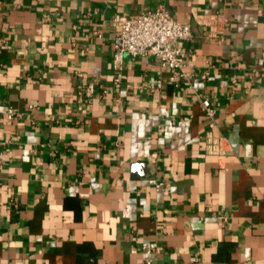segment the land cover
<instances>
[{"label": "crops", "instance_id": "1", "mask_svg": "<svg viewBox=\"0 0 264 264\" xmlns=\"http://www.w3.org/2000/svg\"><path fill=\"white\" fill-rule=\"evenodd\" d=\"M161 5L186 77L116 82L113 17ZM0 158V264H264V0H0Z\"/></svg>", "mask_w": 264, "mask_h": 264}, {"label": "built area", "instance_id": "2", "mask_svg": "<svg viewBox=\"0 0 264 264\" xmlns=\"http://www.w3.org/2000/svg\"><path fill=\"white\" fill-rule=\"evenodd\" d=\"M112 21L116 26L113 43L116 82H120L123 77L121 69L125 53L132 57H154L169 73V79L175 85L186 77L184 70L186 52L182 43L192 39L190 24L176 20L163 5L156 9L142 11L134 17L116 15ZM95 91L94 83H89L86 88L87 95ZM202 105L205 114L210 119V125H214L216 109L211 99L203 98ZM14 115L13 108L6 109L8 118L11 119ZM1 167L2 159L0 158V169ZM144 264H154L153 259H147Z\"/></svg>", "mask_w": 264, "mask_h": 264}, {"label": "water", "instance_id": "3", "mask_svg": "<svg viewBox=\"0 0 264 264\" xmlns=\"http://www.w3.org/2000/svg\"><path fill=\"white\" fill-rule=\"evenodd\" d=\"M134 166H135V167H139V166H140V163H137V164H135Z\"/></svg>", "mask_w": 264, "mask_h": 264}]
</instances>
